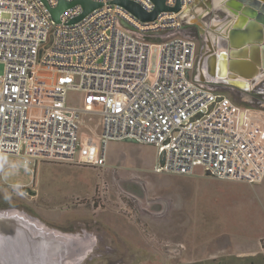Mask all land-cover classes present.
<instances>
[{"label":"built area","instance_id":"built-area-1","mask_svg":"<svg viewBox=\"0 0 264 264\" xmlns=\"http://www.w3.org/2000/svg\"><path fill=\"white\" fill-rule=\"evenodd\" d=\"M95 1L103 5L81 20L72 22L83 13L74 5L55 22L49 7L58 0H0V156H16L30 171L44 161L83 162L81 118L90 115L103 145L133 139L154 146L157 173L192 175L201 167L216 179L261 183L264 116L203 75L196 79V42L177 34L182 12L143 22L112 0ZM179 1L185 9L194 0ZM71 91L89 100L69 104Z\"/></svg>","mask_w":264,"mask_h":264},{"label":"rangeland","instance_id":"rangeland-1","mask_svg":"<svg viewBox=\"0 0 264 264\" xmlns=\"http://www.w3.org/2000/svg\"><path fill=\"white\" fill-rule=\"evenodd\" d=\"M193 17L182 13L178 35L193 37L197 32L189 26L197 22ZM209 18H203L201 26L207 24ZM209 35L215 37L213 32ZM209 35L196 39L200 48L206 43L203 53L208 51ZM196 52L198 62L202 53L198 48ZM197 62L193 75L200 79L206 68L198 66ZM3 73L0 65V76ZM205 74L209 84L229 96L236 105L264 116L263 78L255 82V88L241 91L221 86V78L206 71ZM88 100L83 93L71 91L68 94V103L72 105L81 106ZM81 119L80 136L87 143L83 162H40L33 176L27 172L22 159L0 156L1 213L22 218L44 231L46 237H51L53 232L82 235V230H89L96 232L99 241L108 232L112 236L111 244L121 239V249L126 251L132 250L129 244L137 240H142L143 245L152 242L155 248L167 253L168 264H264L261 248L264 181L248 184L220 180L201 175V167L192 175L157 173L154 146L117 140L103 145L98 118L85 115ZM102 156L104 162L98 164ZM17 177L22 179L17 180ZM23 181L31 185H16ZM231 193L233 200L228 202L222 198ZM247 196L255 199V206L244 201ZM69 207L73 208L78 223L66 229L56 225L55 220L65 218ZM94 214L106 222L108 231L106 225L80 221ZM110 248L115 247L110 245ZM110 248L106 247L104 252H110ZM96 251L100 252L95 247L91 253L84 252L74 260L66 258L64 264H87L91 257L98 255ZM148 251L146 248L143 254Z\"/></svg>","mask_w":264,"mask_h":264},{"label":"water","instance_id":"water-1","mask_svg":"<svg viewBox=\"0 0 264 264\" xmlns=\"http://www.w3.org/2000/svg\"><path fill=\"white\" fill-rule=\"evenodd\" d=\"M151 1L155 4V8L151 12L146 11L134 0H112L111 3L122 6L143 22L155 20L161 12L184 13L188 8L182 9L179 0L174 7L167 6L166 0ZM237 1L239 5L252 8V11L240 9L239 21L236 24L237 32L230 38V59L228 61L225 59L224 69L219 75L222 80L225 79L233 85L245 87L248 86L249 82H254L260 76L261 70L264 69V63L261 65L256 59L257 48L262 43L255 36H248L256 24L259 23L264 26V13L257 0ZM74 5H81L83 8V13L72 20V22H77L96 8L101 7L103 2L95 0H58L55 7H49L52 19L59 22L60 15ZM255 11H258V13ZM120 25L127 30L135 31L133 26L123 20H120ZM154 34L156 33H146L147 36ZM249 57L250 60H248ZM126 141L135 142L133 139H127ZM44 236L42 230L36 228L33 224H27L26 221L16 215H7L0 212V259L2 260L0 264H46V260L39 258L42 250L46 248V245H49ZM7 237L10 241L6 240ZM7 241L9 242L7 243ZM51 242V245H54L57 250L61 249L63 254L68 253L67 259L70 260L80 254L82 250L75 239L65 243L52 235ZM4 253H7L10 258H5ZM64 260L58 263L64 264Z\"/></svg>","mask_w":264,"mask_h":264},{"label":"crops","instance_id":"crops-1","mask_svg":"<svg viewBox=\"0 0 264 264\" xmlns=\"http://www.w3.org/2000/svg\"><path fill=\"white\" fill-rule=\"evenodd\" d=\"M260 3V8L262 12L264 13V0H257ZM249 9L252 11V8L250 7H245L242 5H239L237 0H194V2L187 8L185 11V14L189 13L192 14L195 18L197 24H200L202 22V19L210 16L208 19V25L204 23V26H201L202 32L204 35H209L213 31H220L224 37L228 38L230 29L233 28L235 24L238 23V14L241 13V10ZM259 11V10H258ZM258 11H255L258 13ZM248 36H255L256 38L260 39L261 45L258 46L257 48V53H256V59L261 63V65L264 63V26L261 24H256L254 28H252L251 32L248 34ZM231 37V36H230ZM211 39V35L208 36V39ZM208 45V51H211V44L207 43ZM220 51L227 52L228 49L226 50L224 47H221L219 49ZM218 50V52H219ZM230 59V56L228 60ZM250 60V57L249 59ZM203 67L206 68V72L208 73L207 65H204ZM202 70V75L205 76V71ZM209 74V73H208ZM262 72H260V75ZM210 75V74H209ZM212 76H218L219 78L220 75L218 73H214ZM7 156V155H6ZM2 157V156H1ZM78 159H82L81 157H78ZM40 164H38L33 171H30L28 169V173L31 175H35V169H37ZM9 169V168H7ZM27 169V168H26ZM201 175L209 176L206 173L203 172ZM210 177V176H209ZM17 180H21L22 177ZM264 181V179H263ZM262 181V182H263ZM261 182V183H262ZM259 183V184H261ZM16 185H24L23 187H27L31 185L28 182H18ZM232 195V196H231ZM233 193L230 195L222 196L225 201H231L233 200ZM241 199V198H240ZM244 201L246 203L250 202L252 203V206H255V199H250V196L245 197ZM73 208H67V213H65V218H58L55 220V224L62 227V228H69V225H72L74 223H78V217L73 213ZM80 221H85L88 224H97V225H102L105 226L106 222L103 219H100L94 215H87L83 218H80ZM256 223V220H255ZM107 226V225H106ZM83 234H75L74 232L70 234V232H65L64 234L58 235L56 232H53L52 234L55 235L56 238H59L62 242L69 243L70 240L75 239L78 245L81 246L83 252H92L95 247H97V250L100 252H97V256L91 257V259L88 261L87 264H168L169 263V257L167 253L162 252L160 249L155 248L153 243L150 242V245H143L142 240H137L134 244L130 243L132 246V250L126 251L125 249L122 250V240L119 239L117 242L113 245L111 244L112 241V236L110 234L104 235L101 240H97L96 238V232L89 231V230H82ZM106 231H108V226ZM146 237V236H145ZM147 238V237H146ZM115 247V248H110ZM106 247H109L111 249L110 252H104V249ZM148 248V253L143 254L144 250ZM157 249V250H156Z\"/></svg>","mask_w":264,"mask_h":264},{"label":"flooded vegetation","instance_id":"flooded-vegetation-1","mask_svg":"<svg viewBox=\"0 0 264 264\" xmlns=\"http://www.w3.org/2000/svg\"><path fill=\"white\" fill-rule=\"evenodd\" d=\"M189 26L191 28H195V30L197 31V32H194L196 34V36L193 33L192 38L196 42V48L200 49V51L202 53L201 54L202 56L199 58L198 62L196 61L197 65L200 67L207 65L208 73L210 75H214L215 72L218 74L220 72H222V70L224 69L223 65H224L225 59L228 61V58H229V50L231 48L230 47V43H231V41H230L231 37L230 36H232L233 34H235V32H237L236 24L233 26L232 29H230V31H228L229 34H231L228 36V38L224 37L220 31H213V33H215V37H213L211 39L210 38L207 39V43L211 44V51H209V53H203L202 48H203V46H205L206 43H204L201 48L199 46V43L197 45L196 39L197 38L201 39L204 35L202 32L201 26L199 24H197L196 22L190 23ZM220 46L224 47L226 50L228 49V51L224 52L223 50L222 51L219 50V52H218V48ZM197 57H198V55H197ZM261 72H262V74L254 82H249L248 86H245V87L244 86H236V85H233V84L227 82L225 79L224 80L221 79L222 80L221 86H224V87L231 86L237 90L247 91L250 88H255L256 87L255 82H257L260 78L264 79V69H262ZM261 84L264 85V80L261 81ZM38 221H40V220H38ZM42 233L45 235L44 231H42ZM44 238L49 242V245L48 246L46 245V248L42 250L39 258L46 260V262H45L46 264H60L58 262L64 260L67 257L66 253L63 254V251H61V249L57 250L56 247H54V245L53 246L51 245L52 244V242H51L52 236L46 237V235H45ZM6 240L10 241V239L8 237L6 238ZM9 241H7V243ZM4 257L8 258L9 255L7 253H4Z\"/></svg>","mask_w":264,"mask_h":264},{"label":"bare ground","instance_id":"bare-ground-1","mask_svg":"<svg viewBox=\"0 0 264 264\" xmlns=\"http://www.w3.org/2000/svg\"><path fill=\"white\" fill-rule=\"evenodd\" d=\"M184 13H185V12H184ZM21 217H22V216H21ZM83 253H84L83 250H81L80 254H83ZM80 254H78L75 258L73 257V260L76 259L78 256H80ZM66 255H67V257H68V253H66ZM67 257H66V258H67ZM0 261H2V260L0 259ZM2 264H3V263H2Z\"/></svg>","mask_w":264,"mask_h":264}]
</instances>
